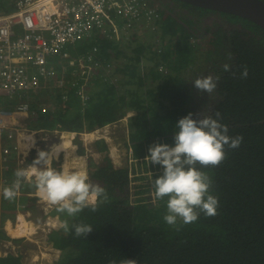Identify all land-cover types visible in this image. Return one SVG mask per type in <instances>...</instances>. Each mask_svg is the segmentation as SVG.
I'll use <instances>...</instances> for the list:
<instances>
[{
    "label": "trees",
    "instance_id": "1",
    "mask_svg": "<svg viewBox=\"0 0 264 264\" xmlns=\"http://www.w3.org/2000/svg\"><path fill=\"white\" fill-rule=\"evenodd\" d=\"M16 1L0 0V11H12ZM145 2L148 10L159 13L151 24L155 28L143 20L138 27L151 28L146 35L135 27L118 36L111 33V37L78 43L74 50L68 46L66 51L76 59L69 65V77L72 73L76 76L78 59H87L95 46L93 58L100 64L86 78L74 76L77 84L68 91L64 109L39 107L38 100L45 105L65 104L63 93L50 85L36 90L30 110L41 128L86 131L91 138L97 135L95 129L131 112L129 125L136 159L148 156V148L156 143L173 145L176 124L189 113L200 119L215 118L219 112L228 134L242 137V142L235 149L226 145V158L218 166L198 165L212 181L209 191L219 200L217 215L200 213L196 222L168 225L164 221L167 197L153 202L146 196L151 186L139 185L136 190L129 169L115 166L107 142L101 139L96 141L97 149L105 154L99 163L90 159L94 167L90 176L105 189L106 199L95 211L87 207L75 216L60 211L58 205L54 208L53 215L59 214L71 229L66 231L62 225L48 233L54 247L61 250L55 264H264V29L241 16L182 0ZM217 13L233 27L215 31L210 24L202 30L204 21ZM145 37L148 39L142 40ZM156 38L160 42L149 41ZM194 39L206 48L200 49ZM196 52L203 57L199 63L214 52L220 58L228 56L221 65L215 62L205 72L216 88L209 98L213 99L210 109L203 115H195L194 101L208 95L195 90L183 74L197 65L193 58ZM143 58L149 63L141 65ZM225 64L230 65L229 71L224 70ZM245 69L247 77L242 75ZM84 84L86 101L77 94ZM73 101L77 102L75 109L70 108ZM65 132L70 148L76 149V133ZM61 137L66 139L61 133L52 148L62 143ZM13 172L14 168L10 169L8 177ZM79 224L91 225L92 232L77 236L72 226ZM2 240L19 244L22 239H12L4 231ZM46 254L41 253L40 264L51 261ZM0 264L25 262L22 253L8 252L0 255Z\"/></svg>",
    "mask_w": 264,
    "mask_h": 264
},
{
    "label": "clouds",
    "instance_id": "2",
    "mask_svg": "<svg viewBox=\"0 0 264 264\" xmlns=\"http://www.w3.org/2000/svg\"><path fill=\"white\" fill-rule=\"evenodd\" d=\"M224 70L229 71L230 65L225 64ZM242 75L247 77V69ZM194 85L200 92L205 93H211L216 88L212 77L197 79ZM9 94L17 97L15 92ZM23 102L25 101H19V104ZM15 112H18L17 108ZM219 117L220 113L217 112L215 118L207 116L194 119L193 114L189 113L177 122L173 145L157 143L148 148L146 159L163 168V174L153 181L152 198L156 202L167 197L164 221L168 225H176L178 221L183 224L196 222L200 213L207 217L217 215L219 200L209 191L212 181L198 165L218 166L226 158L225 146L235 149L242 142V137H231L228 134L227 125L221 123ZM61 141L52 152L39 151L32 164L18 169L15 173L17 181L13 187L4 189V198H15L21 180L34 178L38 197L43 202L58 205L59 210L66 212L68 216H75L87 207H92L95 211L98 204L106 199L105 189L90 183L84 158L74 155L76 150L66 146L65 138L61 137ZM9 148L11 152L12 147ZM10 152L3 153L4 160H9ZM61 152L64 153L63 163L59 168L54 167L53 158L59 160ZM0 227V242H4V231L8 236L12 235L2 222ZM63 227L66 231L71 230L67 223ZM72 227L77 236L87 235L93 230L87 224Z\"/></svg>",
    "mask_w": 264,
    "mask_h": 264
},
{
    "label": "built area",
    "instance_id": "3",
    "mask_svg": "<svg viewBox=\"0 0 264 264\" xmlns=\"http://www.w3.org/2000/svg\"><path fill=\"white\" fill-rule=\"evenodd\" d=\"M158 17L156 9H147L145 0H17L12 11H0V90L12 94L52 86L63 93L66 106L68 91L77 83L68 76L69 67L61 71L52 67L55 58L69 59V65H74L76 59L66 51L68 46L134 31L143 20L155 28L151 24ZM93 52L87 59H78L83 72L100 64L99 59L94 61ZM85 88L86 84L77 90L84 101L88 99ZM17 111L30 112V102L19 104ZM6 113L0 110V134L7 130ZM8 137L13 134L9 132ZM9 149L2 153L8 154Z\"/></svg>",
    "mask_w": 264,
    "mask_h": 264
},
{
    "label": "rangeland",
    "instance_id": "4",
    "mask_svg": "<svg viewBox=\"0 0 264 264\" xmlns=\"http://www.w3.org/2000/svg\"><path fill=\"white\" fill-rule=\"evenodd\" d=\"M210 24H212V28L216 31L217 28L223 27L222 29L224 31H226L227 29L233 27L231 24L228 23L227 19L225 17H223L220 14H211L206 21H204V24L202 25V30H204L205 26H209ZM140 33H145L144 35H146L147 30H151V28L147 27L146 29L142 30V28L138 29ZM148 32V33H149ZM201 32H198V34L201 36ZM142 33V34H143ZM140 34V35H142ZM148 39L147 37L142 38V40ZM157 39V41H156ZM154 40H149L152 41L153 43H158L160 42V39L158 40V38ZM194 41L196 42V40L194 39ZM200 45V49L204 50L206 48L203 47V42L202 41H198L196 42ZM72 48V50L76 49V47L70 46V49ZM167 48V47H166ZM150 48H148L147 50H149ZM218 53H212V56L210 57H206L202 62L199 63V61H201V59L203 58L199 53L196 52V55L193 56V58H195L196 61V66H194L193 68L189 67L185 73H183L186 76V79L189 81L190 84H194V81L200 78H205V72L206 70L214 67L215 62H220V65L228 59V56H223L222 58L216 56ZM198 58V60H197ZM68 60L69 59H59V58H55L53 63H52V67L58 71H61V69L63 67H69L68 64ZM144 63H149L145 58H143L141 65H143ZM219 66H216V68H218ZM191 68V69H190ZM190 69V70H189ZM81 70V71H80ZM92 72V70L87 73V72H83V67L80 66L79 69H76V76L75 74H72V77H77L79 79V77H82L83 75H85V78ZM118 79H116L117 81ZM195 86V85H194ZM198 90V89H195ZM199 91V90H198ZM212 93V92H211ZM211 93H207V97L204 95H202V97L200 98H196L194 101V108H195V115H203L206 114L207 111L210 109V105L211 102L213 101V99H209L211 97ZM39 103V107H43L46 106L42 103H40V101L38 100ZM76 103L75 101L72 102V105L70 106L71 109H75L74 107H76ZM59 106H61L62 108V103L55 104L54 102H52L50 109H54L56 108V110L59 108ZM47 108V106H46ZM64 109V108H63ZM206 109V110H205ZM131 116V112H128L127 115L125 117H123L122 119L105 125L104 127H100L95 129L94 131H97V135L95 137H89L86 136L85 131H83V133L79 132L75 135V137L73 138V143L76 147V153L79 156H82L84 158V160H86V164H87V169H88V173H89V181L94 185H98V182H94L91 179V172L94 170V167L90 161V159H93V161L95 163H99L100 161H102V154L97 153V144L96 141L104 139L107 144H108V152L109 155L111 156L114 164L116 167H127L129 169L130 172V178L133 179V181L131 182V185L137 190L136 186L139 185H144V186H151V190L148 191L147 193V198H149L150 200L153 199L152 198V193L154 191L153 188V181L156 179V176L158 173H161L163 171V168L160 165H156V164H151V161L149 159L145 158H140V159H136L134 157V153H133V141L131 140V133H130V125H129V117ZM30 123H32L33 125L38 124V120L37 119H31ZM52 139L55 136H50ZM124 138L126 139V144H124ZM55 140V139H54ZM54 142V141H53ZM157 144V143H156ZM165 144V143H163ZM13 149V148H12ZM47 150H49L50 148H45ZM28 152V150H27ZM52 152V150L50 151ZM116 152V153H115ZM39 150L37 151H31L29 154V159L30 158H34L36 159L38 156ZM24 155H27V153H25ZM13 161H11V163L14 164V172L13 175H15L16 171L18 169H21L22 167L27 168L30 164L26 165L27 163H29V160H26L24 158L21 157V164H17L15 162V157H16V150H14L13 152ZM64 160V153L62 154V156L59 158V160H56L53 163L54 167L59 168L60 165L63 163ZM90 161V164H89ZM144 175L145 179H135L136 176H141ZM26 180H21V183H23ZM34 187H36L35 185V181L31 182L28 184L27 189L29 191H32L34 189ZM134 190V188H133ZM20 191V188L19 190ZM135 195H132V198H135ZM24 200V197H23ZM134 201V200H132ZM13 205L15 207H17V209H20L18 206V200H13ZM46 205V203H45ZM54 206V208L57 207V205H52ZM53 208V209H54ZM22 211H24L23 209H21ZM37 211V210H36ZM34 213H36V216L34 215ZM31 212L29 218L30 222H33L35 224H37V220H39V213L41 212ZM57 216L59 222L57 223V221H52L51 224L54 225L51 226L49 228V230H47V227H43L41 224H38V228L37 232L31 236H27V235H23V236H19L17 233H15V231H10V234L12 235L11 237L15 238H21L22 240L19 242L22 246L23 249H27V252L34 250V243H39L38 245L40 246V249L42 248L44 253H48L46 254L47 257H49V259L51 261L48 260V264H55L61 257V251H57V250H49L51 248H49V243L48 241V232H50L51 229L53 228H60L62 225H64V222L61 220V217L59 216V214L56 215H52V217ZM20 218L23 219V214H20ZM18 222V218L15 219V223ZM14 223V224H15ZM16 227L18 226L17 223L15 224ZM14 227V225H13ZM18 228V227H17ZM46 228V229H45ZM48 231V232H47ZM30 238V239H27ZM27 239V240H24ZM36 241V242H35ZM1 243V242H0ZM44 246V247H43ZM37 250H39L37 248ZM43 262H46L45 257ZM25 264H29L28 261L25 260Z\"/></svg>",
    "mask_w": 264,
    "mask_h": 264
},
{
    "label": "crops",
    "instance_id": "5",
    "mask_svg": "<svg viewBox=\"0 0 264 264\" xmlns=\"http://www.w3.org/2000/svg\"><path fill=\"white\" fill-rule=\"evenodd\" d=\"M35 92L36 89L28 88L20 91V93H15L17 97H11L9 93L0 90V110H5L7 112L6 115L3 116V121L4 124L7 126V130L6 132L0 134V222H2L5 227H8L9 232L15 231V233H17L19 236H22L19 228H17L19 226L20 214H23L25 218L29 221L28 217L30 216L31 212L33 213L41 212L39 213V220H37L38 222L37 224H41L43 227H47V230H49L51 226L54 227V225L51 224L52 221L55 222L57 221L58 223L59 220L57 216L52 217L54 206L46 202H43L38 197L36 187H34L32 191H29L27 189L28 184L33 182L34 178L32 180H26L23 183L20 182L19 185L20 191H18L19 188L16 189L17 195L15 198L13 199L4 198L3 196L4 189L13 187L15 182L17 181L16 176L13 175L12 177H10L9 175L10 177L9 178L7 174V172L10 169L14 168V164L11 163V161L14 160L12 157L14 150L17 149L15 162L17 164H21V157L26 160H35L34 158L29 159V154L31 151L34 152L37 150L39 151L43 150L50 152L51 150H53L54 147L52 148L51 146L53 145V143L59 141L61 133H63L66 137L67 147H70V142H69V136H67V133L65 131L74 132L76 134L79 133L67 129L61 130V129L41 128L42 126L39 124L33 125L32 123H30V120L35 119L36 116L35 114H32L31 111L15 112L17 105L19 104V101H25L31 103L30 100H32ZM50 106H49L50 111L56 110V108H54L53 110L50 109ZM65 107L66 106L62 104V109ZM8 131L13 133L12 139L8 137V133H9ZM85 133L88 132L85 131ZM50 136H55V137H53L52 139ZM32 137H34V141L31 139ZM7 147H12L13 149H11V152L9 154V160L8 159L4 160V155L2 151L4 148ZM47 147L50 149L49 150L45 149ZM25 153H27V155H24ZM97 153L102 154L104 157L105 153L103 151H99L97 149ZM62 154L63 152L60 153V157L62 156ZM55 161L56 159L54 157L53 163ZM34 198L35 200H33ZM15 199L18 200V206L20 209H17V207L13 205L14 204L13 200ZM21 209H23L24 211H22ZM34 215L36 216V213H34ZM17 218H18V222H17L18 226L16 227V225H14L13 227L12 225L14 224V221ZM48 236H47L48 238L47 242L49 243L48 244L49 248H51L49 250L53 249V250L61 251L60 249L54 247V243L49 240ZM38 244L39 243H34V250L27 252V249H23L20 243L17 244L16 242L13 241H4L0 243V255H6L8 252H13L14 254L22 253L24 262L26 260L28 261L29 264H40L38 260L40 258L41 253L44 252L42 248L39 249L40 246ZM37 248L39 250H37Z\"/></svg>",
    "mask_w": 264,
    "mask_h": 264
},
{
    "label": "water",
    "instance_id": "6",
    "mask_svg": "<svg viewBox=\"0 0 264 264\" xmlns=\"http://www.w3.org/2000/svg\"><path fill=\"white\" fill-rule=\"evenodd\" d=\"M196 6L246 18L264 29V0H182Z\"/></svg>",
    "mask_w": 264,
    "mask_h": 264
},
{
    "label": "bare ground",
    "instance_id": "7",
    "mask_svg": "<svg viewBox=\"0 0 264 264\" xmlns=\"http://www.w3.org/2000/svg\"><path fill=\"white\" fill-rule=\"evenodd\" d=\"M34 141V137L31 138ZM23 219L20 218L19 215V230L21 232V235H27V236H31L34 235L37 232L38 228V224H35L33 222L28 221L25 216L23 215ZM30 239V238H29ZM37 243V242H36ZM39 247V246H38ZM40 249V248H39Z\"/></svg>",
    "mask_w": 264,
    "mask_h": 264
},
{
    "label": "flooded vegetation",
    "instance_id": "8",
    "mask_svg": "<svg viewBox=\"0 0 264 264\" xmlns=\"http://www.w3.org/2000/svg\"><path fill=\"white\" fill-rule=\"evenodd\" d=\"M217 14H219V13H217ZM126 142H127V141H126V139L124 138V142H123V143L126 144Z\"/></svg>",
    "mask_w": 264,
    "mask_h": 264
}]
</instances>
